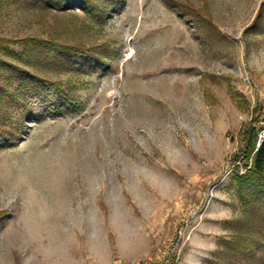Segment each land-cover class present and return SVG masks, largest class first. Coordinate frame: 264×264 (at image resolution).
<instances>
[{"label": "rangeland", "instance_id": "obj_1", "mask_svg": "<svg viewBox=\"0 0 264 264\" xmlns=\"http://www.w3.org/2000/svg\"><path fill=\"white\" fill-rule=\"evenodd\" d=\"M120 1L0 0V264H264V201L236 176L244 132L264 137V0ZM24 75L77 107L31 115Z\"/></svg>", "mask_w": 264, "mask_h": 264}, {"label": "trees", "instance_id": "obj_2", "mask_svg": "<svg viewBox=\"0 0 264 264\" xmlns=\"http://www.w3.org/2000/svg\"><path fill=\"white\" fill-rule=\"evenodd\" d=\"M30 2H35L36 5L46 7V8H53V9H67L69 7H80L89 13H100V15H104L105 12H109L112 8H119L122 6V2L120 0H29ZM104 5V7H103ZM102 8H98V7ZM101 10V11H100ZM109 14V13H108ZM34 43H39L36 46H45L44 43L41 41H34ZM48 46V47H47ZM46 47L50 48V52L53 49H66L68 52H71V55L68 56L71 59V64L75 66L81 67L82 65H86V68L90 64L82 63L81 56H85L87 52L84 53L82 51V47L80 46H70V45H62L58 42L48 44ZM92 55H96L98 50H93ZM52 53V52H51ZM115 54V53H114ZM114 54H111L107 59L112 57ZM96 62L93 66H89L88 68L92 67L93 69L104 71L110 68V64L106 62V60L102 58L95 59ZM22 82L24 84L25 89L28 86L33 87V92H35L39 101H41V105L34 107H30L31 115H40L42 113L49 114V113H57L63 114L66 112V109H73L77 107V99L68 94L67 90L60 82H48V81H41L36 76H22ZM29 90V89H27ZM26 90V91H27ZM38 109V110H37ZM29 111V110H28ZM264 128V127H263ZM257 130L256 127L252 129H247L244 132V138L247 141V147L245 152L242 153L243 159H245L249 165L251 162V168L247 172L246 175H240L239 173L236 174L237 176V185L239 187L240 192L245 196L249 193L250 198L252 201L260 202L264 201V137L260 138V131ZM6 140V139H5ZM0 141H4V135L0 134ZM7 141H12L11 139H7ZM248 191V193L246 192ZM246 193V194H244ZM247 200V199H246ZM250 202V201H248ZM253 246L252 242H243L240 244L235 245V249L247 253V257L251 255V247Z\"/></svg>", "mask_w": 264, "mask_h": 264}]
</instances>
